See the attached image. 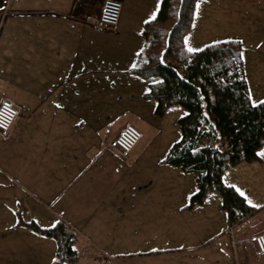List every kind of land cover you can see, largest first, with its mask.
I'll list each match as a JSON object with an SVG mask.
<instances>
[{
    "label": "crops",
    "instance_id": "obj_1",
    "mask_svg": "<svg viewBox=\"0 0 264 264\" xmlns=\"http://www.w3.org/2000/svg\"><path fill=\"white\" fill-rule=\"evenodd\" d=\"M121 1L116 30L102 31L89 23L100 0H0V99L18 109L8 134H0V264H54L55 238L22 222L51 227L60 219L77 233V264H229L234 257L251 264L264 258L238 242L263 230L264 222L233 236L241 221L229 225L216 191L186 207L196 189L191 171L169 164L174 171H162L163 189L156 182L153 190H115L116 174L107 166L127 157L107 146L119 128L103 127L111 130L106 135L95 120L101 98H115L113 88L102 91L101 85L126 81L142 95L154 82L129 69L145 41L143 24L158 8V0ZM199 1L183 38L188 49L239 40L235 27L243 21L219 25L217 39L193 37L207 20ZM219 1L220 16H229L235 1ZM139 79L146 81L142 87ZM129 121L141 140L146 121L138 115ZM147 148H133L134 157ZM258 153L261 162L231 165L222 174L252 208L247 216L264 208V145ZM163 158L157 162L166 163ZM154 211L152 222L142 213ZM132 212L145 217L133 224Z\"/></svg>",
    "mask_w": 264,
    "mask_h": 264
},
{
    "label": "trees",
    "instance_id": "obj_2",
    "mask_svg": "<svg viewBox=\"0 0 264 264\" xmlns=\"http://www.w3.org/2000/svg\"><path fill=\"white\" fill-rule=\"evenodd\" d=\"M196 0H160L155 18L143 24L144 44L129 69L140 77L158 76L142 93L156 101L154 112L182 106L180 139L163 161L195 174L196 189L187 208L218 192L229 225L252 210L222 174L231 165L261 162L264 145V100L253 103L243 71L242 44L237 39L208 43L196 50L184 44ZM199 140L206 143L197 145ZM23 224L55 238L54 264H77V233L63 220L51 227Z\"/></svg>",
    "mask_w": 264,
    "mask_h": 264
},
{
    "label": "rangeland",
    "instance_id": "obj_3",
    "mask_svg": "<svg viewBox=\"0 0 264 264\" xmlns=\"http://www.w3.org/2000/svg\"><path fill=\"white\" fill-rule=\"evenodd\" d=\"M227 3L228 1L225 0ZM230 3L235 1L234 8L229 16H220L221 5L219 0H201L199 5L200 11L204 14V19L207 18L205 23L194 28V35L196 37L201 34H208L211 39H217L219 36L215 34L216 30H219V25L224 26L229 21V24L238 26L239 22L243 21V25L239 28L235 27V35L241 41L242 44V59H243V71L247 81L250 99L253 103L264 100V0H229ZM99 2V1H98ZM201 2V3H200ZM160 0L157 2L159 6ZM158 8H156L157 10ZM202 9V10H201ZM10 18H7L4 27L8 25ZM9 26V25H8ZM243 26V27H242ZM229 27L225 29L224 36L229 32ZM5 30V29H4ZM211 32L213 36H211ZM196 34V35H195ZM192 37V38H193ZM201 45V44H200ZM204 45V44H202ZM202 46H200L201 48ZM199 49V48H198ZM151 81L158 80V76H148ZM142 83L140 87L144 85L146 81L139 79ZM112 86V87H111ZM102 91L111 90L113 88L114 99L101 98L100 108L98 113L95 114V120L101 127V133L103 127L109 126L112 129H118L126 121H129L131 116L138 115L146 121L143 126L144 136L139 141L136 147L145 144L148 148L137 157H134V150L132 149L127 156V159H117L115 162L111 160V171H115L116 184L115 190H153L152 186L158 183L161 188H164L166 182L165 175H161L162 171L166 174H171L174 171L173 167L169 163H159L158 159L163 158L168 149L180 139V131L178 127V118L181 117L185 110L178 104L169 105L165 111L161 114L154 112L155 105H148V100H145L142 95L132 91V83L126 81H114L110 84L101 85ZM136 93V94H134ZM136 127H138L134 121H129ZM206 143L204 140H199L197 145H203ZM104 154L102 158H105ZM113 162V163H112ZM192 176L194 172L191 171ZM260 192V191H259ZM261 196V195H260ZM139 212H132L133 224L145 215L142 214L138 217ZM150 217L152 222L155 219V215L159 212H142ZM152 215H151V214ZM264 208L258 211L256 214H250L245 217L243 221L234 227V230L239 233L230 230V233L226 230L228 236L231 233L235 237H239L245 233V228L251 229L259 226L264 222ZM120 226V224H118ZM140 232V231H139ZM137 234V233H136ZM138 235V234H137ZM80 237V236H78ZM140 243L139 241H134ZM231 256V255H230ZM237 258H230L229 264H239ZM242 263V262H241ZM250 263L264 264V258L252 259Z\"/></svg>",
    "mask_w": 264,
    "mask_h": 264
},
{
    "label": "built area",
    "instance_id": "obj_4",
    "mask_svg": "<svg viewBox=\"0 0 264 264\" xmlns=\"http://www.w3.org/2000/svg\"><path fill=\"white\" fill-rule=\"evenodd\" d=\"M122 9L121 0H100L96 13L89 23L95 29L102 31H115ZM18 115L16 105L9 99H0V134L7 135L10 126ZM106 135L111 134L110 128H104ZM142 137L141 130L130 122H125L107 140V146L117 149L122 157H127L133 147ZM231 229V227H230ZM247 242L253 246L254 254L259 256L264 253V229L247 236L238 242Z\"/></svg>",
    "mask_w": 264,
    "mask_h": 264
},
{
    "label": "snow or ice",
    "instance_id": "obj_5",
    "mask_svg": "<svg viewBox=\"0 0 264 264\" xmlns=\"http://www.w3.org/2000/svg\"><path fill=\"white\" fill-rule=\"evenodd\" d=\"M153 18H155V15L153 14ZM190 51L192 50V49H189ZM261 103H264V102H261ZM241 195H243V193H241Z\"/></svg>",
    "mask_w": 264,
    "mask_h": 264
}]
</instances>
